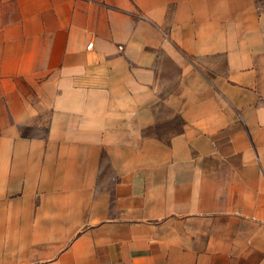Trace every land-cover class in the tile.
I'll return each instance as SVG.
<instances>
[{
  "label": "crops",
  "instance_id": "obj_1",
  "mask_svg": "<svg viewBox=\"0 0 264 264\" xmlns=\"http://www.w3.org/2000/svg\"><path fill=\"white\" fill-rule=\"evenodd\" d=\"M0 264H264V0H0Z\"/></svg>",
  "mask_w": 264,
  "mask_h": 264
},
{
  "label": "rangeland",
  "instance_id": "obj_2",
  "mask_svg": "<svg viewBox=\"0 0 264 264\" xmlns=\"http://www.w3.org/2000/svg\"><path fill=\"white\" fill-rule=\"evenodd\" d=\"M196 63H197V61H196ZM196 67H197V70H199V72L202 75H204L205 77L209 78V77L213 76V72H209L208 70H205L201 65H198L197 64ZM23 86L25 87L26 90H28V88H26V85L25 84ZM22 133H24V134H31V135H40V134H43L44 132L43 131H36V130H32V131L25 130Z\"/></svg>",
  "mask_w": 264,
  "mask_h": 264
},
{
  "label": "built area",
  "instance_id": "obj_3",
  "mask_svg": "<svg viewBox=\"0 0 264 264\" xmlns=\"http://www.w3.org/2000/svg\"><path fill=\"white\" fill-rule=\"evenodd\" d=\"M92 47H93V43L91 42L88 44V49H91Z\"/></svg>",
  "mask_w": 264,
  "mask_h": 264
}]
</instances>
